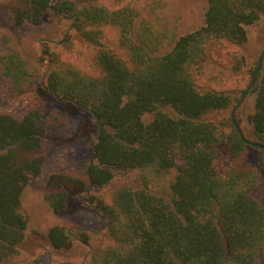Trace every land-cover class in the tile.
Masks as SVG:
<instances>
[{
	"label": "trees",
	"instance_id": "16d2710c",
	"mask_svg": "<svg viewBox=\"0 0 264 264\" xmlns=\"http://www.w3.org/2000/svg\"><path fill=\"white\" fill-rule=\"evenodd\" d=\"M120 1L111 9L102 0H0L14 26H41L53 14L93 47L82 69L62 63L46 44L40 85L19 53L0 56V101L24 102L26 109L21 117L0 109V264L19 255L27 229L24 191L43 172L47 128L60 121L41 110L43 91L90 113L98 125L83 175L55 173L45 191L55 215L67 212L78 194L109 218L114 243L94 250L91 264H264V203L255 198L264 168L250 159L255 149L264 158V150L245 144L232 118L230 130L217 120L236 108L234 92L200 83L209 48L244 45L264 0H208L204 25L173 40L164 54L150 27L136 28L138 6ZM62 44L73 48L70 34ZM253 92L249 122L255 141L264 144V74ZM114 169L142 175L138 186L117 189L109 204L99 191L115 178ZM173 171L170 198L154 194L150 184ZM46 239L69 250L75 241L90 246L92 236L55 226Z\"/></svg>",
	"mask_w": 264,
	"mask_h": 264
},
{
	"label": "rangeland",
	"instance_id": "374dc122",
	"mask_svg": "<svg viewBox=\"0 0 264 264\" xmlns=\"http://www.w3.org/2000/svg\"><path fill=\"white\" fill-rule=\"evenodd\" d=\"M111 9L121 5L120 0H102ZM132 2L139 9L136 28L143 25L151 28L154 38H160L161 51L170 50L173 40L192 33L204 25L208 0H124ZM71 35L72 49H67L62 40ZM248 40L244 45L228 43L217 44L208 50L200 83L216 90H231L242 98L256 70L259 58L264 51V14L260 21L247 27ZM112 35H114L112 33ZM113 38V36H111ZM57 54L64 64L87 68L93 47L83 41L71 29L69 20L50 14L43 25L22 27L14 26L0 8V56L15 51L28 63L31 78L37 85L46 79L47 63L43 59L45 45ZM242 60L239 69L234 66ZM2 69L0 66V73ZM264 74V61L258 82ZM257 82V83H258ZM41 110L47 116L57 113L60 121H51L45 137L46 163L43 172L31 181L23 195L21 213L27 219L25 238L19 246V255L13 264H91L94 250L113 245V240L106 231L109 218L96 209L84 204L78 194L73 197L67 212L55 215L45 201L46 184L51 175L58 172L83 175L91 158L93 145L98 136V125L90 113L70 103H60L51 95L42 92ZM257 93L252 91L236 113V119L247 139L255 141L253 127L249 117L255 112ZM0 109L21 117L26 112L25 103L20 101L1 102ZM234 109L217 116L225 121L226 129H231V115ZM256 142V141H255ZM250 159L264 168V158L258 150H252ZM232 165L230 160L224 168ZM115 178L99 191L107 203H113L115 191L124 186H138L142 173L140 171H122L114 169ZM176 171L150 184V190L166 199L170 198V184ZM255 198L264 203V182ZM55 226H63L77 233L84 229L92 236L90 246L75 241L69 250H56L46 239L48 231Z\"/></svg>",
	"mask_w": 264,
	"mask_h": 264
},
{
	"label": "water",
	"instance_id": "95a60500",
	"mask_svg": "<svg viewBox=\"0 0 264 264\" xmlns=\"http://www.w3.org/2000/svg\"><path fill=\"white\" fill-rule=\"evenodd\" d=\"M263 61H264V51L263 53L261 54L260 58H259V61H258V65L256 67V70L254 72V75H253V78L247 88V90L244 92L242 98L240 99V101L238 102L236 108L233 110L232 112V115H231V118H232V122L240 136V138L242 139V141L247 144L248 146H251V147H255V148H258V149H261V150H264V144H261L259 142H255V141H251L249 139L246 138V136L244 135L237 119H236V113L238 111V109L242 106V104L244 103L245 99L247 98V96L249 95V93L252 91V89L255 87L257 81H258V77H259V74L261 72V67H262V64H263Z\"/></svg>",
	"mask_w": 264,
	"mask_h": 264
}]
</instances>
